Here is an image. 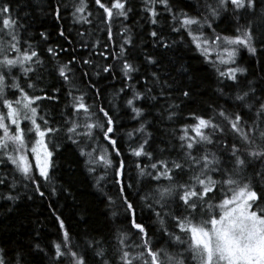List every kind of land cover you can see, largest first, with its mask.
Listing matches in <instances>:
<instances>
[{
    "label": "snow or ice",
    "instance_id": "1",
    "mask_svg": "<svg viewBox=\"0 0 264 264\" xmlns=\"http://www.w3.org/2000/svg\"><path fill=\"white\" fill-rule=\"evenodd\" d=\"M94 3L106 44L119 37V52L111 57L115 63L102 68L76 57L56 63L58 52L51 46L42 59L31 44L23 46L29 26L14 14L11 0H0V166L5 170L0 201L12 211L21 188L31 189L28 200L43 198L41 180L51 182L53 156L66 141L89 174L103 168L93 187L103 197L107 231L85 232L82 242H74L53 209L57 240L47 247L38 238L0 243V264H33L30 258L41 255L44 264H264V0H141L152 47L167 52L184 45L214 74L216 98L200 113L195 106L206 92L183 64L176 65V76L161 75L157 59L145 54L143 62L152 70L137 78L142 87L128 83L140 72L129 61L134 39L123 24L133 7L130 0ZM67 7L64 0L55 6L48 0L42 10L60 23ZM71 7L73 23H93L87 0ZM117 21L123 25L118 34ZM225 22L231 32L220 30ZM77 34L82 46L96 51L98 39L93 43L84 40L92 34ZM57 35L73 43L63 30ZM40 38L49 36L42 31ZM242 52L259 65L251 73L239 63ZM49 57L51 67L45 64ZM117 69L122 83L106 107L97 79L101 73L114 78ZM44 71L61 82L51 86V94L40 86ZM85 81L87 91L80 87ZM61 89L70 103L56 120L45 109L58 107ZM121 105L137 123L131 131L121 132ZM157 121L172 130L163 146L150 150L149 129ZM124 137L127 156L121 149Z\"/></svg>",
    "mask_w": 264,
    "mask_h": 264
},
{
    "label": "trees",
    "instance_id": "2",
    "mask_svg": "<svg viewBox=\"0 0 264 264\" xmlns=\"http://www.w3.org/2000/svg\"><path fill=\"white\" fill-rule=\"evenodd\" d=\"M64 2L68 7L62 8V20L57 23L47 11L42 10L47 9L48 0H11L14 14L19 13L21 20H24L29 26L28 31L25 33V39L28 43L23 46L28 47V44H31L40 52L42 59L47 57V47H53L58 52L56 63L67 62L72 57H76L77 60L92 59L94 65L101 68L105 63H115L111 57L113 53L119 52V37L117 36L116 43L106 44V33L102 30L98 31V28L103 26L99 24L100 12L97 11L94 0H87L92 11L90 17L93 21L92 24L73 23L71 5L77 3L78 0H64ZM51 3L55 6L57 0H51ZM130 3L133 11L130 13L129 19L124 21L123 24L131 29L134 39V46L129 48L128 51L129 61L139 67L140 72L133 74V80L128 83L142 87L137 78H143L152 70V66L143 62L145 54L153 55L157 59L158 66L156 70L160 71L161 75L176 76L177 73L174 71L176 65L178 63L183 64L196 78V83L200 84L202 90L206 92L204 100L195 106L198 113L205 111L207 102L216 98L213 91L216 87L214 74L207 65L202 63L201 58L194 51H189L184 45L174 46L167 52L160 48L154 49L152 38L148 35L152 26L143 19L144 13L140 9L141 0H130ZM161 24H163V18H161ZM122 26L121 22L117 21L113 25L115 33L118 34ZM58 30H63L73 43H68L67 40L59 37L57 35ZM220 30L231 32L227 22L220 24ZM42 31L49 36L47 41L40 38V32ZM78 31L92 34L84 37L85 41L96 43L98 39L95 52L90 51L86 46H82L81 38L77 34ZM165 32H167L166 28ZM177 39L179 40L180 37L177 36ZM60 45H63L67 51L60 50ZM99 53H104L109 59L105 61ZM50 60L49 57L45 61V64L49 67H51ZM239 63L241 66H249L250 73L259 67L248 56L247 52L241 53ZM77 66L79 67V65ZM43 75L44 79L40 86L49 89V94H51V86L55 84L59 87L61 82L58 78L49 76L46 71L43 72ZM112 75L114 78H105L103 73H101L99 79L94 77V79H97V86L104 90L106 107H110L107 101L111 99L115 91H119L122 83L118 69ZM21 81H23V77H21ZM80 87L82 90L87 91L88 82L85 81L84 85ZM57 95L58 101L56 103H58V107H50L45 111L50 112L56 120H61L60 111L65 109L70 101L66 96V89H61ZM86 99L91 104L94 96L89 94ZM67 111L70 112L71 109H67ZM125 111L121 105L118 116L119 122L123 125L121 132L131 131L137 126L136 121L129 118L130 113L125 115ZM187 112L188 109H185V113ZM149 130L152 131L154 137L150 150H155L158 143L163 146V143L167 140V133L172 129L166 128L164 124L157 121ZM128 143L126 137L121 140V149L125 156L128 152ZM53 162L51 182L44 184L41 180V185L46 193L43 198L36 195L32 200H28L27 195L32 194L31 189L21 188L22 198L18 204L12 206V211H9L8 202L0 201V243L18 241L21 244H26L30 239L38 238L41 246L47 247L52 241H56L58 237V225L52 214L53 209L65 220L74 242H82L85 238V232L90 235H96L100 232L106 233L105 220L102 215L104 211V203L101 202L103 197L93 187L95 184L94 177L103 174V168H99L94 174H89L83 163V158L79 156L75 146L66 141L60 144V151L54 154ZM3 174H5V170L0 166V175ZM105 186L106 188H112L110 183ZM53 188L56 191L54 196L52 195ZM112 195H116L114 190ZM30 259L33 260V264H44L47 258L41 255Z\"/></svg>",
    "mask_w": 264,
    "mask_h": 264
}]
</instances>
